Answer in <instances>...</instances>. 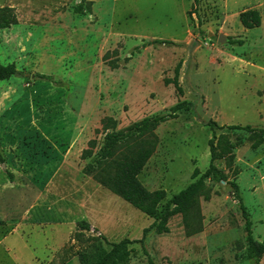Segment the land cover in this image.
<instances>
[{"label":"rangeland","instance_id":"1","mask_svg":"<svg viewBox=\"0 0 264 264\" xmlns=\"http://www.w3.org/2000/svg\"><path fill=\"white\" fill-rule=\"evenodd\" d=\"M80 2L81 13L74 9ZM2 6L17 23L0 29V61L18 74L0 81V264H80L77 253L92 249L93 228L110 241H134L128 264H264V254L246 256L244 217L228 183H210L211 197L199 198L189 228L176 214L168 232L152 228L142 245L154 217L84 173L107 131L185 101L176 117L113 157L153 145L137 176L169 197L193 180L195 167H208V141L225 133L233 162L215 163L237 182L253 236L264 243V133L209 125L264 127V0H0ZM248 9L258 10L259 26L241 24L239 13ZM155 38L176 44H147ZM178 62L181 93L165 82ZM87 148L92 155L82 158ZM81 219L91 230L78 229Z\"/></svg>","mask_w":264,"mask_h":264},{"label":"trees","instance_id":"2","mask_svg":"<svg viewBox=\"0 0 264 264\" xmlns=\"http://www.w3.org/2000/svg\"><path fill=\"white\" fill-rule=\"evenodd\" d=\"M199 0H193L194 5ZM76 12H83L82 2L74 7ZM239 20L245 28H253L260 25L261 18L258 10L248 9L239 13ZM17 23V18L11 7H0V29L7 28ZM231 42H236L230 39ZM241 42V41H237ZM147 44H164L175 45L176 43L169 39L155 38L147 42ZM181 62L174 67L172 78L165 79L166 83H173L178 92H182L179 85V70ZM13 63L2 64L0 61V81L9 79L16 73ZM41 78H50L46 74H37ZM188 103L185 101L177 102L170 107L169 112L158 115L146 116L139 121L128 126L126 130L107 131L103 137V143L97 154L94 163L87 164L84 167V173L91 174L94 179L102 186L108 188L111 192L128 202L130 205L141 211L147 216L154 217L153 222L143 228V236L139 240L143 245V238L146 233L154 228L158 234L169 231L168 221L176 214L183 215V221L187 228L191 226L189 215L198 209V200L203 197L205 200L211 197L210 183L226 182L232 188L235 199L239 202L244 217V230L246 233V256L248 258H261L264 254V243L257 241L252 233L251 220L246 212V208L240 196L237 182L232 179L228 180L223 170L215 163L218 159H224L226 165L230 166L233 162V143L229 140L225 133L217 136L214 134L208 141L209 147V164L208 167L200 172L195 167L192 171V181L178 192L167 197V192L163 188L150 190L146 188L138 179V173L141 171L147 160L152 154L151 146L138 149L131 155L125 154L121 158H114L115 150L122 146L128 145L129 140L142 137L147 133L151 134L153 129L166 120L177 116V112L187 108ZM114 122L111 117L107 119ZM113 124V123H112ZM210 127L215 129L227 128L230 130H244L252 135L264 133V127L257 128L251 124H228L218 125L215 121H209ZM91 147L94 141H91ZM92 151L87 148L81 153L82 158H89ZM78 229L91 230V224L84 220L77 221ZM95 235H92V249L88 251H78L80 264H128L131 248L129 245L134 242L129 237H122L115 241H110L105 235L98 232L97 228H93ZM193 231V230H192ZM188 232H191L189 229ZM104 244H108L106 248ZM150 264H152L150 260Z\"/></svg>","mask_w":264,"mask_h":264},{"label":"water","instance_id":"3","mask_svg":"<svg viewBox=\"0 0 264 264\" xmlns=\"http://www.w3.org/2000/svg\"><path fill=\"white\" fill-rule=\"evenodd\" d=\"M225 39H226V37L223 35V34H220V36H219V38H218V41L219 42H223V41H225ZM18 73L16 72V75H17ZM222 182H224V181H222Z\"/></svg>","mask_w":264,"mask_h":264}]
</instances>
